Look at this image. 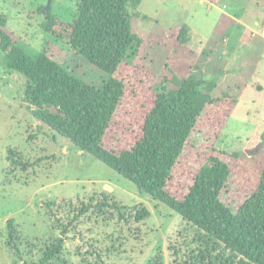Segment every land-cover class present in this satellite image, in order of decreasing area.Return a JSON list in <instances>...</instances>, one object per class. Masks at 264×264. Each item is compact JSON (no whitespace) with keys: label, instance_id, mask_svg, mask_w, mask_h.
<instances>
[{"label":"rangeland","instance_id":"374dc122","mask_svg":"<svg viewBox=\"0 0 264 264\" xmlns=\"http://www.w3.org/2000/svg\"><path fill=\"white\" fill-rule=\"evenodd\" d=\"M47 2L0 0V14L7 17L8 28L23 46L33 51L48 48L53 58L102 88L109 74L76 52L67 36L80 0H51L57 18L51 33L42 28V7ZM220 2L142 0L136 10L140 16H134L132 23L148 40L180 23L192 29L187 45L155 41L147 46V66L156 73L157 81L167 76L169 64L182 78L196 75L203 82L202 90L213 97L230 88L238 93L248 84L240 105L223 102L208 106L168 184L181 198L215 150L231 165L221 197L236 211L257 187L264 167V89L260 92L251 86L256 79L264 84V41L249 39L237 48V43L244 41L239 36L241 25L232 24L227 35L216 26L225 10L236 8L238 14L242 12V24L259 28L255 21L264 20V0ZM141 73L128 65L119 70V77L137 88L138 96L126 98L107 133L109 146L124 147L127 137L133 141L129 129L139 117L143 96L154 84L149 78L141 81ZM25 82L24 75L7 69L0 57V264H40L44 248L60 237L64 238L63 259L55 264H149L159 253L163 264H210V259L220 264L222 256L230 255L222 244L208 246L206 235L173 209L140 193L132 181L36 121L23 100ZM11 151L20 163L13 162ZM105 192L127 208L120 213L107 206L105 212H99L96 203L106 199ZM90 202L95 207L80 214ZM139 205L149 208L150 215L137 222L134 214ZM10 219L14 228L11 245ZM66 224L70 228L64 235ZM201 248L210 250L211 257L205 262L199 259Z\"/></svg>","mask_w":264,"mask_h":264},{"label":"trees","instance_id":"16d2710c","mask_svg":"<svg viewBox=\"0 0 264 264\" xmlns=\"http://www.w3.org/2000/svg\"><path fill=\"white\" fill-rule=\"evenodd\" d=\"M220 1L211 0L215 4ZM141 2L80 0L76 16L68 24L66 32L70 46L109 74L102 88L87 82L53 58L48 48L33 51L23 46L8 28L7 17L1 13L2 63L26 78L23 100L34 119L132 181L140 193L150 195L173 209L206 235L204 242L208 246L224 245L230 255L222 256L220 264H264V167L257 187L236 211L221 197L232 173L231 165L215 150L199 168L193 183L181 198L168 187L173 170L208 106L223 102L236 105L242 90L235 93L230 88L221 96L213 97L202 90L203 82L196 75L182 78L169 64H166L167 76L157 81L156 73L147 66L150 62L147 46L155 41L187 45L192 40V29L188 24L180 23L156 39L144 38L132 23L134 16H140L136 10ZM42 11L45 16L42 28L46 32H54L57 18L52 7L46 11L43 6ZM231 22L233 19L223 13L216 26L217 31L224 32ZM123 65L143 71L141 81L149 78L154 84L143 96L139 117L129 129L134 136L133 141L127 137L126 146L119 148L106 144L107 133L116 123L126 98L138 96L137 88L131 87L129 81L118 75ZM12 153L11 159L18 156ZM234 156L238 157L239 153H234ZM13 162L20 163L19 157ZM27 165L23 163L24 167ZM106 194L104 197L109 199ZM106 199L97 201L96 205L101 207L99 212H105L107 206L120 213L127 208L114 197L109 201ZM91 207H95L93 202L84 204L80 214L87 213ZM135 209L137 222L150 215L149 208L145 206L139 205ZM66 225L62 230L64 235L70 228ZM8 229V244L11 245L14 241L11 219L8 220ZM63 244L64 238L60 237L47 245L40 264L62 261ZM97 256L100 258L101 254ZM199 256L205 262L211 257L210 250L201 248ZM162 259L159 253L149 264H163ZM63 262L67 263V260ZM210 264H214L211 259Z\"/></svg>","mask_w":264,"mask_h":264},{"label":"crops","instance_id":"0c3cea01","mask_svg":"<svg viewBox=\"0 0 264 264\" xmlns=\"http://www.w3.org/2000/svg\"><path fill=\"white\" fill-rule=\"evenodd\" d=\"M225 6H226V8H229V6H227L226 4H225ZM228 10L229 9L225 10V12H226L225 14H227L229 17H231L233 19V22L229 23L226 26L227 30L225 29V31H226V32L224 31L225 34L227 35V31L229 30V28L233 27L232 24H235V25L240 24L241 25V32H240L239 36L241 38H243L244 41L238 42L237 43V45H238L237 48H239L241 43H243L244 45L246 43H248L249 39L255 40L257 38H260L262 41H264V20H261V21L256 20L255 24L257 26H260V27L259 28L258 27L253 28V27H251L248 24L247 25L242 24L243 23L242 22L243 18L241 17L242 12L240 14H238L239 11L236 8H234L233 10H231V9L229 11ZM247 85L248 84H246V87H244V88L242 86V95H241V98H240V100L238 102L239 105L244 102V93H245L246 89L248 88ZM263 85H264L263 82H260V80H257V79L255 80L254 83L251 84L252 87H256L258 90H260V92H262V90L264 89Z\"/></svg>","mask_w":264,"mask_h":264},{"label":"water","instance_id":"95a60500","mask_svg":"<svg viewBox=\"0 0 264 264\" xmlns=\"http://www.w3.org/2000/svg\"><path fill=\"white\" fill-rule=\"evenodd\" d=\"M50 5H51V0H48L47 4H46V6H45L46 11H49V7H50ZM35 120H36V119H35ZM36 121H37V120H36Z\"/></svg>","mask_w":264,"mask_h":264}]
</instances>
